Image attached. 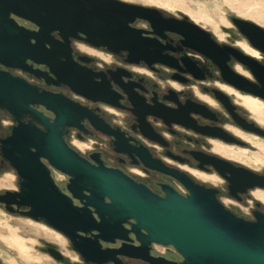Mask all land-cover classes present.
I'll return each mask as SVG.
<instances>
[{"label": "water", "instance_id": "water-1", "mask_svg": "<svg viewBox=\"0 0 264 264\" xmlns=\"http://www.w3.org/2000/svg\"><path fill=\"white\" fill-rule=\"evenodd\" d=\"M11 14L29 21L37 30L19 27ZM136 21L147 22L150 32L133 27ZM231 21L250 46L264 55V28L239 18ZM148 33L155 37L145 36ZM165 33L180 36L183 47L211 61L229 86L264 101V64L238 48L219 44L186 17L177 20L158 9L120 0H0V64L23 69H27L26 59L45 64L57 82L94 103L116 105L109 100L108 90H92L98 86L93 81L95 74L80 68L74 72L60 69L61 57L70 60L71 40L82 39L113 53L126 52L129 64L143 62L183 71L163 53L171 50L161 43ZM231 59L244 66L252 79L233 70L228 65ZM180 60L187 69V56ZM189 72L200 79L192 70ZM213 94L231 113L235 107L229 98L218 90ZM33 105L43 106L53 119L37 112ZM0 108L16 123L1 141V149L20 179L19 191L7 192L6 203L25 209L17 214L42 220L67 238L81 264H120L121 258L139 259L146 264H175L150 256L152 244L172 247L181 256V264H264V212H253V218L246 220L243 214L219 201L217 189L152 160L144 151L128 148L136 152L146 168L178 181L186 189L185 195L168 185H161L163 195H158L121 170L106 167L96 154L87 160L67 144L68 128L84 130L81 120L86 118L95 130L112 137L116 150L123 146L121 136L78 103L62 95L38 92L1 70ZM201 110L207 109L200 105L189 111ZM179 111L187 115V108ZM153 114L165 123L171 121L163 113ZM27 115L43 129L25 123ZM233 118L243 129L264 137V129L257 123H247L235 115ZM200 132L218 135L235 145H247L222 129ZM40 157L68 177V194L57 188L40 164ZM202 159L226 181L230 196L238 198L248 190H264V175L218 155ZM73 199L81 206H75ZM6 211L13 213L8 207ZM117 241L121 242L118 247H101V243L113 245ZM132 241L138 246H132ZM47 246L49 256L68 264L60 251Z\"/></svg>", "mask_w": 264, "mask_h": 264}, {"label": "flooded vegetation", "instance_id": "flooded-vegetation-1", "mask_svg": "<svg viewBox=\"0 0 264 264\" xmlns=\"http://www.w3.org/2000/svg\"><path fill=\"white\" fill-rule=\"evenodd\" d=\"M10 18L19 27L28 31L37 30L27 20L12 14ZM135 23L133 27L150 32L147 22H145L147 23L145 28L136 27ZM54 36L58 39L56 34ZM145 36L149 38L155 37L149 33L145 34ZM181 40V37L174 33H165V38L161 40V43L171 49L163 53L168 55L173 63L179 65L183 71L161 65L148 66L143 62L129 64L126 52L113 53L105 48L89 45L82 39L71 40L69 43L70 60L61 57L60 61L63 65L60 69L74 72L76 68H80L95 74L93 81L98 86L93 87L92 90L102 92L108 90L110 93L109 100L115 102L116 105L100 102L94 103L75 94L67 85L57 82V79L50 73L45 64L36 63L30 59L25 60V66L28 70L20 67H7L2 64H0V70L24 81L38 92L62 95L78 103L96 118L100 119L108 128L116 131L121 136L123 146L121 150H116L112 137L95 130L89 121L84 118L81 120L84 130L68 128L65 134L67 144L84 158L90 161V156L96 154L106 167L121 170L124 174L142 183L158 195H163L161 185H168L181 195H185L187 191L178 181L169 175L146 168L141 163L136 152L128 151V148L144 151L152 160L158 161L170 169L187 173V169L184 167H189L195 169L192 171L211 175L216 174V172L211 165L203 161V157L218 155L233 163L236 162L235 164H244L223 157L214 148V146H220L221 148H224L223 146H233L235 145L234 143L227 142L218 135H204L200 131L213 133L216 129H222L227 134L253 146L245 136L255 134L238 125L233 115L247 123L255 122L262 129H264V121L253 117L252 115L255 113L240 103V96L257 98L239 92L225 83L222 80L219 69L211 61L183 47ZM248 48L250 51L242 48L244 53L264 64V55L249 46ZM100 55L110 56L113 60H106V58ZM182 56H187V59H189L187 69L182 65L180 60ZM235 64L238 72L249 76L247 69L236 60L231 59L228 62V65L233 70H235ZM238 65L243 67L248 73L241 70ZM189 70H192L200 79H196ZM214 81L219 82L223 87L214 84ZM195 88L203 93L202 97H199L195 93ZM213 90H218L229 98V101L235 107L231 113L214 96ZM232 94L235 95V100L231 97ZM212 102L216 103V108L211 106ZM200 105L206 107L207 110H201L200 113L189 111L198 108ZM33 108L50 120L54 117L50 111L41 105H33ZM180 108H187L186 116H183L179 111ZM155 112L165 114L167 120H171L170 123L163 122L162 119L153 114ZM173 120L187 125H182ZM23 121L25 123H32L41 130L43 129L42 125L37 123L31 116H25ZM15 125L14 118L0 108V179L6 176L9 171L13 172L16 176V188L12 186H2L0 188V208L6 211L8 207L13 212L11 214H17L19 211L25 210L18 208L14 204H7L5 201L7 199V192L14 193L19 191L20 179L10 163L4 159L1 149V141L10 135L11 128ZM72 139L81 144L89 143L90 146L85 148L87 152L82 153L81 150L75 148L71 144L70 140ZM248 144L240 147H248ZM133 159L136 162H133ZM39 162L48 170L49 176L57 188L63 193L68 194L66 191L68 177L51 167L44 158L40 157ZM261 174L264 175V173ZM251 195L250 190L243 195H239L238 198H234L228 194L229 197L241 203L246 197H252ZM73 204L81 206L79 201L75 199H73ZM253 212H264L262 204L255 198L254 205L250 210V216H245V219H252ZM32 221L44 224L42 220ZM120 244L121 242L118 241L113 245L101 243V247H118ZM131 245L136 247L138 243L132 241ZM47 248L48 246H46ZM150 256L161 257L175 264H181L182 262L181 256L172 247L166 248L162 253H158L151 245ZM72 264H81L80 258L77 261H73ZM120 264L146 263L139 259L121 258Z\"/></svg>", "mask_w": 264, "mask_h": 264}, {"label": "rangeland", "instance_id": "rangeland-1", "mask_svg": "<svg viewBox=\"0 0 264 264\" xmlns=\"http://www.w3.org/2000/svg\"><path fill=\"white\" fill-rule=\"evenodd\" d=\"M120 1L129 4L155 8L161 11L165 16L169 17L178 19H183L186 17L189 21L209 32L218 43L234 46L241 51H243L242 48L246 51H250L248 46L250 48L252 47L250 46L247 39L234 26L231 19L239 18L264 28V0ZM185 4H187V8L192 11H196L199 8L205 10L207 12L205 19L194 18L191 12L185 9ZM135 26L145 28L147 23L137 21ZM100 56L106 58V60H113V58L110 56ZM235 67L236 64L234 65V68ZM240 68L241 70L246 71L243 67L240 66ZM248 75V78H252L249 73ZM213 83L223 87L217 81H214ZM194 90L199 97H202L201 95H203V93L199 89L195 88ZM231 97L233 100L236 99L234 94H232ZM259 100L260 99L257 100L247 96H240V103L245 105L249 110H251V112L255 113L252 116L264 121V101ZM211 106L215 108L217 107L215 102H212ZM245 137H247L250 142L256 143V145L251 143L253 145L251 146L247 143L248 147H240L237 145L223 146L224 149L247 152V157L250 159H246L244 164L245 166H241H244L259 174L264 173V138L255 135H248ZM70 141L71 144L75 148L81 150L82 153L87 152L85 148L90 146L89 143L81 144L73 139ZM74 141L75 143H73ZM253 154L259 157V159L262 161L259 163L254 162L252 160ZM184 168L187 169V173L191 175V177H193V179L198 183L217 189V197L219 201L233 212H239L244 216H250V210L254 205V198L259 203H261L262 208H264V190H250L252 197H246L241 203L228 196L226 181L219 175H206L201 172L192 171L195 169L189 167ZM15 180L16 176L14 173L11 171L7 172V175L0 179V188L2 186H12L16 188ZM245 209L248 211L246 212ZM11 239H15L21 244L19 250L8 244V241ZM47 245L54 246L58 251H60L68 264H72L73 261H77L79 259L78 255L70 247L68 239L63 235L55 232L45 224L35 223L26 217L17 214H11L0 208V264H64L54 260L51 256H49V254L46 252Z\"/></svg>", "mask_w": 264, "mask_h": 264}, {"label": "bare ground", "instance_id": "bare-ground-1", "mask_svg": "<svg viewBox=\"0 0 264 264\" xmlns=\"http://www.w3.org/2000/svg\"><path fill=\"white\" fill-rule=\"evenodd\" d=\"M185 6V9L190 11L191 14L194 16V18H197V19H205V16L207 14V12L201 8H199L198 10H190L189 8H187V4L184 5ZM253 145H256V143L254 142H251ZM215 150L221 154L223 157H226V158H229L233 161H237V162H240V163H243L245 164V161L246 159H250L249 157H247V152H239V151H236V150H226L224 148H221L220 146H216L215 147ZM252 160L256 163H259L261 162L262 160L259 159V157H257L255 154L252 155ZM254 165V164H253ZM8 244L10 246H13L15 248H17L18 250L20 249L21 247V244L15 240V239H11L8 241Z\"/></svg>", "mask_w": 264, "mask_h": 264}, {"label": "built area", "instance_id": "built-area-1", "mask_svg": "<svg viewBox=\"0 0 264 264\" xmlns=\"http://www.w3.org/2000/svg\"><path fill=\"white\" fill-rule=\"evenodd\" d=\"M152 246L154 250L157 251L158 253H162L166 248H171L170 246H162L158 244H152Z\"/></svg>", "mask_w": 264, "mask_h": 264}, {"label": "clouds", "instance_id": "clouds-1", "mask_svg": "<svg viewBox=\"0 0 264 264\" xmlns=\"http://www.w3.org/2000/svg\"><path fill=\"white\" fill-rule=\"evenodd\" d=\"M73 143H75V141H74ZM245 211L247 212L248 210H247V209H245Z\"/></svg>", "mask_w": 264, "mask_h": 264}]
</instances>
